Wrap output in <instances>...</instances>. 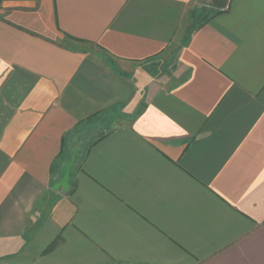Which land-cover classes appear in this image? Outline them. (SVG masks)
<instances>
[{"label":"crops","instance_id":"obj_1","mask_svg":"<svg viewBox=\"0 0 264 264\" xmlns=\"http://www.w3.org/2000/svg\"><path fill=\"white\" fill-rule=\"evenodd\" d=\"M0 264H264V0H0Z\"/></svg>","mask_w":264,"mask_h":264},{"label":"rangeland","instance_id":"obj_2","mask_svg":"<svg viewBox=\"0 0 264 264\" xmlns=\"http://www.w3.org/2000/svg\"><path fill=\"white\" fill-rule=\"evenodd\" d=\"M159 67L162 68L161 71H163L166 74H171L173 70L177 67V53L170 52L168 53L159 63ZM160 74H162L160 72ZM163 75V74H162ZM180 75H178L179 77ZM178 77H176L178 79Z\"/></svg>","mask_w":264,"mask_h":264},{"label":"trees","instance_id":"obj_3","mask_svg":"<svg viewBox=\"0 0 264 264\" xmlns=\"http://www.w3.org/2000/svg\"><path fill=\"white\" fill-rule=\"evenodd\" d=\"M54 245H55V244H54ZM54 245H53V246H54ZM53 246H52V247H53ZM52 247H51V248H52Z\"/></svg>","mask_w":264,"mask_h":264}]
</instances>
